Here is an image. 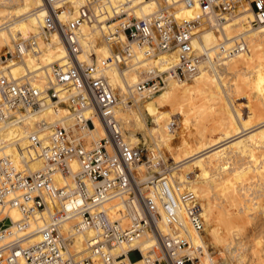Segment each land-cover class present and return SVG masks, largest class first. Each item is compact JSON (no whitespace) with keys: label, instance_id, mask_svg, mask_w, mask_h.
<instances>
[{"label":"built area","instance_id":"2783aa9c","mask_svg":"<svg viewBox=\"0 0 264 264\" xmlns=\"http://www.w3.org/2000/svg\"><path fill=\"white\" fill-rule=\"evenodd\" d=\"M146 2L155 8L138 15ZM195 3L200 14L176 17L181 7ZM246 3L255 15L253 26L264 24V0H44L37 32L13 37L11 48L0 51V126L27 129L28 147L43 162L42 168L28 170L19 139L13 142L23 168L8 155L0 157V264H196L207 255L204 241H193V234L205 230L198 193L175 183L173 165L160 148L125 136L116 115L125 99L108 69L130 68L140 56L176 53V63L168 68L143 72L133 86L138 95L158 91L170 78L193 77L200 71L197 26L204 21L218 30ZM92 31L109 48L108 57H97ZM59 46L63 63H47V49ZM246 47L242 39L231 46L223 40L218 49L226 58ZM28 59L36 66L30 68ZM16 63L25 65L19 75L12 71ZM65 105L70 124L68 116L36 118L46 108L59 112ZM95 118L105 135L89 142ZM142 165L145 178L137 172ZM12 207L21 213L17 230L6 212ZM36 234L39 239L30 241ZM75 234L84 236V253L75 245ZM144 237L153 240L147 252L140 242ZM207 261L220 264L212 256Z\"/></svg>","mask_w":264,"mask_h":264},{"label":"bare ground","instance_id":"6f19581e","mask_svg":"<svg viewBox=\"0 0 264 264\" xmlns=\"http://www.w3.org/2000/svg\"><path fill=\"white\" fill-rule=\"evenodd\" d=\"M43 4L44 0H0L1 52L5 50V47L11 48L13 37L37 32ZM154 8L155 5L152 2H146L137 14L141 16L151 12ZM188 12H190L189 17L186 16ZM198 14H200V6L195 3L191 7H181L176 12V17L183 19L186 16L185 19H190ZM254 19L255 15L246 3L218 30L210 28L206 22L201 21L195 30L197 37L194 40L200 56V71L193 77H187L186 81L183 78H170L163 88L150 95H138L133 92V86L144 75V73L139 75V71L143 69L142 71L146 72L149 68L156 67V61L162 60L163 57L164 60L169 58L168 66L173 65L177 61L176 53H165L159 57L149 58L140 56L137 65L130 68L120 70L117 66H111L108 69L111 82L125 99L117 106L116 115L128 140L136 143L142 142L149 149L158 147L162 152L171 137L182 136L187 139L186 135L191 125L190 132H197L200 136L197 139V135L193 134L197 140L195 144L198 151L202 154H210L204 159H197L194 152H191V155L180 159L175 150L172 149L170 153V159L173 160L171 172L175 177V183H178L180 188L194 189L204 209L205 234H193V241L195 243L199 240L204 241L207 255L200 257V261L196 264H209L207 258L210 256L222 264L220 259H216L218 257H214L217 253L221 258H226L225 264H234L232 259L237 257L240 236H242L240 231H243L246 225L253 223L248 211H243L246 210L245 207L247 208L245 191L249 184L264 177V152L252 149L251 136L254 125L251 122L248 123V120L245 121L248 116L241 117L242 112L238 111L239 108L236 109L238 104L242 105L244 102H238V100L245 99L249 89H252L256 82L264 85V27H262L264 24L259 27L260 29H255L252 24ZM92 34L95 36L92 45L95 46L97 57L99 59L108 57L110 50L104 42H98L99 33L92 31ZM238 39L247 43L246 49L232 57L225 58L219 52V44L224 40L227 45L231 46ZM64 55L62 46H59V49L50 47L47 49L45 58L47 63L54 61L63 63ZM210 58L216 61L215 64L210 61ZM225 64L227 69L224 72L214 69L225 66ZM238 64L242 65L244 71L236 74V83L226 81L225 73H228L233 65ZM27 65L33 68L36 62L34 59H28ZM24 66L23 63H16L12 66V71L19 75ZM168 66L159 68V70H164ZM128 100L134 104L131 106L132 103H128ZM197 101H200L199 105ZM206 112L215 116V126H211L210 130L198 126ZM68 115L69 107L65 105L64 108H60L59 112L46 108L38 112L36 118L39 119L41 116L54 121ZM174 116L177 117L174 118ZM65 121L66 124L72 123L69 116ZM95 121L97 129L90 133L89 141H98L105 135L99 120L95 118ZM254 122L256 124L257 120L255 119ZM171 123L176 124L175 130L170 129ZM175 131L177 132L174 133ZM25 132L27 129L24 128L0 126V157L8 155L19 168H23L25 165L22 162L21 152L13 142L14 139H19L23 155L28 161L27 169L36 171L42 168L43 162L34 150L28 147L29 141ZM215 133L218 135L215 136ZM237 159L251 160L249 169L239 172L235 163ZM164 160L167 162L165 157ZM194 160L195 166L191 164ZM77 168L78 165L73 163V169ZM143 168H145L143 165L137 168V172L140 169V174L138 173L140 178L146 177ZM191 173H195L194 177ZM55 179L59 185L63 184L59 174L55 175ZM222 198H226L230 203V208H237L238 212L227 211L223 207ZM6 212L14 222L12 229L17 230V222L21 219L19 209L12 207ZM3 215L4 213L0 215V218ZM37 218L35 224L40 225L41 217L37 216ZM70 226V223L65 225L67 229ZM38 239L36 234L30 238V241ZM74 241L78 251L84 253V236L75 234ZM152 241L149 237H144L140 241L142 248L145 249L144 252L148 251L153 244ZM258 245L262 243L259 242ZM134 262L137 264L138 260ZM237 264H244V262L240 260Z\"/></svg>","mask_w":264,"mask_h":264},{"label":"rangeland","instance_id":"374dc122","mask_svg":"<svg viewBox=\"0 0 264 264\" xmlns=\"http://www.w3.org/2000/svg\"><path fill=\"white\" fill-rule=\"evenodd\" d=\"M189 15H190V12H188V14L186 16L189 17ZM186 16L183 19L187 18ZM179 20H181V18H179ZM260 26L261 25L254 26V28L260 29L259 28ZM262 27H264V26H262ZM251 55H252V53H251ZM163 58H162L163 61L161 59L156 61V63H155L156 68L159 69V68L168 66L167 61L169 58L167 60H164ZM222 67L214 68V69H216L220 72L226 71V69H227L226 64H225V66H222ZM231 68L232 69L230 71H228V73L227 72L225 73L224 77H226V81L230 80L231 82L233 81V83H236V74H239V73H241V71H244V68L240 64H238L236 66L233 65V67H231ZM142 70L139 71V75H142L143 72H145ZM143 77H144V75L141 76L140 81L143 79ZM184 81H186V78H184ZM136 96H138V95H136ZM241 101H244V102L242 103V105L238 104L236 109L239 108L238 111L242 112L241 117L245 118V116L246 117L248 116L249 119L246 118L245 121L248 120L247 121L248 123L251 122V124L254 125L253 134L251 136L253 139L252 149H254V150L258 149L257 152H264V85L256 82L254 84V87L252 89H249V91L246 95V98L238 100V102H241ZM197 103L199 105L200 101H197ZM133 104L134 103H132L130 105L132 106ZM244 106H246L248 109ZM62 107L64 108L65 106H62ZM240 109H241V111H240ZM176 117L177 116H174V118H176ZM207 117H208V120H207ZM252 117L254 119H252ZM255 119L257 120L256 124L254 122ZM215 122H216L215 116L210 112H206L203 115L202 119L200 120L198 126L201 128H207L208 130H210L211 126L212 127L215 126ZM150 124H151V122H150ZM206 124L207 125L209 124L210 128H209V126H206ZM189 127L191 128L192 126L190 125ZM190 128L188 130L189 131L188 135H186V137H188L187 138L188 140L182 138V136L181 137L180 136L179 137L174 136V137H171L170 142L165 145L162 153L164 154L163 156L165 157V159H167L168 163L171 164L173 162V160L170 159V153H171L172 149L175 150L176 155H178V157L180 159H184V157H186V155L189 156V154L191 152H194L195 157L197 159H204L205 157H209L210 154H208V153L202 154L201 152L198 151L197 145L195 144L197 142L195 136L197 135V139L200 136L197 132L191 133ZM176 132L177 131H175L174 133H176ZM189 133H191V134L189 135ZM193 134L194 135L196 134V135L194 136ZM216 135H218V133H215V136ZM194 138H195V140H194ZM185 142L189 143V144H187V145L183 144ZM180 144H181V146H184V145L185 146L182 148L180 146ZM173 145H174V147L172 148ZM179 147H181L182 149L181 148L179 149ZM179 150H180V152H179ZM237 160L238 161L235 163H236V168L239 172H244L245 170L249 169L251 160H245V159L244 160L243 159H237ZM195 163H196L195 160L191 162V164L193 166H195ZM263 166H264V164H263ZM139 170H138V173L140 174ZM143 170H144L143 171L144 174H146V169L143 168ZM191 174L194 177L195 173H191ZM62 181H63V178H62ZM63 182H61V183H63ZM245 195H246V201H247V208L245 207L246 210H243V211H248V214L250 215L251 219H253V223L250 225H246L242 229L243 231H240V235H242L243 237L240 236V244H239V249L237 251V257L232 259V261L234 262V264H237L240 260L243 261L244 264H264V177L258 181H254L253 183L249 184L247 187V190L245 191ZM222 200L224 202L223 207L227 211H230V212L231 211L232 212L237 211L236 210L237 208H233V209H232V207L230 208V203L228 200H226V198H222ZM241 233H243V234H241ZM204 234H205V232H204ZM259 242H261L262 245H258ZM211 250H213V249L211 248ZM221 250H222V252L225 253V251L223 249H221ZM215 254L216 253H214V255ZM219 255L220 254L217 253L214 257H218L216 259H220L221 263L225 264L227 261L226 258H221Z\"/></svg>","mask_w":264,"mask_h":264}]
</instances>
